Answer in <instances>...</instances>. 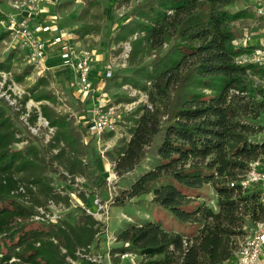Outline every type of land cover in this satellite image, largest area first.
Instances as JSON below:
<instances>
[{
	"label": "trees",
	"instance_id": "16d2710c",
	"mask_svg": "<svg viewBox=\"0 0 264 264\" xmlns=\"http://www.w3.org/2000/svg\"><path fill=\"white\" fill-rule=\"evenodd\" d=\"M83 2L72 39L78 43L97 36L104 20L99 0ZM142 5L115 37L117 43L136 36L127 59L131 74L120 82L117 76L110 80L115 87L142 92L147 102L125 117L128 125L118 129L126 138L107 153L113 173L131 179L112 205L124 207L150 195L151 205L195 231L188 235L161 221H136L114 235L122 247L112 249L110 259L119 264L115 255L129 253L150 264H220L233 258L247 223L264 221L257 187L241 186L250 164L259 162L264 169V141L254 140L264 116V87L254 78L264 72L242 63L255 45H243L233 31L234 23L255 19L253 4L143 0ZM6 20L0 13V23ZM10 35L0 26V44ZM18 49L13 47L0 62V72L11 71ZM29 74L25 69L14 79L20 82ZM47 85L39 79L17 99V107L0 98V264H68L77 251L87 252L103 229L85 211L73 223L56 224L41 213L49 205L70 206L69 195L54 188L51 175L74 184L89 168L88 142L73 118L50 107L56 98L47 93ZM29 100L40 103L38 109L28 112ZM27 112L26 125L21 117ZM39 117L53 130L46 143L29 130ZM207 196L215 202L212 208Z\"/></svg>",
	"mask_w": 264,
	"mask_h": 264
},
{
	"label": "rangeland",
	"instance_id": "374dc122",
	"mask_svg": "<svg viewBox=\"0 0 264 264\" xmlns=\"http://www.w3.org/2000/svg\"><path fill=\"white\" fill-rule=\"evenodd\" d=\"M123 0H99V7L101 15L103 17V23L100 33L96 36L97 38L91 40L86 46L84 43H78L70 41V44L75 47H81L82 49L88 50L92 53V65L93 69L100 70V64H108L109 62L114 65L113 76H117L118 82L120 77L130 75L132 69L128 67L127 59L131 51L130 43L136 38H125L122 41L116 43L115 37L119 33V28L133 20L136 17V11L143 5V0H131L130 2L122 3ZM9 0H0V13L6 17L15 15L8 5ZM244 2L240 1L238 5H243ZM62 5H66L61 7ZM61 7V8H60ZM84 7L83 0H41L39 10L41 16L47 20H56L58 27L61 30H65L70 34L78 30L79 24L76 22L77 17L81 13ZM233 31L240 38L239 41H246V43H253L256 46L264 45V20H260L255 17L254 20H245L236 22L233 24ZM72 37V36H71ZM45 39L48 37L45 36ZM88 38L84 40L88 43ZM18 46L15 38L10 35L7 40L0 44V62L3 61L13 47ZM19 53L16 56L17 60H13L11 71L8 73L0 72V89L2 86L10 88L17 94H27V91L31 89L35 83L44 78L47 80L48 85L46 87L47 93L56 98V106H50L56 113L61 115H68L74 120V125H78L83 133V141L88 142V157L85 162H88V174L84 177H77L74 184H67L55 175H51L54 179L53 186L55 189H64L70 197V206L64 208L61 205L52 206L49 205L44 212L45 220L52 224H56L59 221H67L73 223L77 218L81 216L82 211L86 214L91 213L92 215H103L95 219L97 222H105V232L100 233L92 243H100V247H97L95 253L106 255L107 249H119L121 243L113 242V236L122 228L130 223L136 221L148 220L146 217H151L155 223L162 222V226L171 228L175 232H185L186 234H192L195 231L194 227L187 226L176 222L173 218L169 217L167 213L160 210L159 208L151 205L150 195H144L139 199L131 200L127 202L124 207H114L112 202L122 190L127 186V183L131 181L130 174L125 178H118L113 173V162L107 157V153L114 151L123 144V138H126L121 127L128 125L126 116L130 117L131 113L136 109L146 104V96L137 90H134L128 85H124L121 88L115 87L114 81L105 80L101 78L98 83L99 93H102L108 97L110 103H114L117 106V118L120 123V129H118L113 135L101 134L99 138L92 139L89 137L84 128V121H81L79 125V117L83 114L86 108V102L91 98V95L82 94L76 89L67 88V85L61 84L52 77V72L41 71L40 66L36 62H32L25 51L18 49ZM127 58H124V56ZM154 55L147 57L144 64H149ZM103 57L102 59H100ZM99 60L97 61V59ZM125 60V62H124ZM122 62L123 66H122ZM60 63L59 53L55 50L49 52L46 55L44 65L46 68H51ZM25 69H29V76L23 77L20 82H16L14 76L21 75ZM5 90V89H4ZM2 90V91H4ZM72 90V91H71ZM94 90L97 89L94 88ZM76 98L81 99L77 100ZM89 102V101H88ZM40 103H35L33 100H29L26 104V108L31 111L34 108L39 107ZM43 104H46L43 102ZM90 103H88L89 105ZM48 105V103H47ZM262 127L261 133L256 136V141H264V116L258 120ZM126 123V124H125ZM126 127V126H125ZM31 134L37 139L46 143L53 133V130L47 128L41 123H37L35 128H31ZM24 133H26L24 131ZM22 146V145H21ZM148 164L151 162H147ZM143 163L142 166H144ZM141 171V169H139ZM138 170V172H139ZM138 172H134L133 176ZM127 177V178H126ZM86 200V202L83 201ZM210 196H207L206 203L209 207H213L214 203ZM102 203L104 206L103 212H97L94 201ZM209 203V204H208ZM99 220V221H98ZM254 225L247 223L245 230L246 236L243 241L252 234ZM109 243V247L107 248ZM107 245V246H106ZM106 246V248H105ZM100 249V250H99ZM75 254L76 259H67V263L71 264H89L86 259L81 258L83 254ZM86 252H84L85 254ZM132 255V254H131ZM111 261V259H110ZM105 264H108L105 260ZM112 264V261H111ZM119 264H150L149 260H145L141 256L132 255L130 258L120 262Z\"/></svg>",
	"mask_w": 264,
	"mask_h": 264
},
{
	"label": "built area",
	"instance_id": "2783aa9c",
	"mask_svg": "<svg viewBox=\"0 0 264 264\" xmlns=\"http://www.w3.org/2000/svg\"><path fill=\"white\" fill-rule=\"evenodd\" d=\"M251 1L255 17L264 20V0ZM40 2L41 0H9L8 5L15 15L7 17V20L1 22L0 26L9 31L15 38L18 47L25 51L32 62H36L40 66V72L49 70L44 65L46 55L53 50L57 51L60 64L70 70V88L76 89L82 94L91 95V98L94 97L98 91L94 90L90 82L92 53L81 47H73L70 44V41H73L72 37L68 38V34L58 27L56 20H48V23L39 20L41 15L39 10ZM45 36L48 38L45 39ZM239 42L243 45L249 44L246 41ZM124 58H127V56L125 55ZM124 62H122V66ZM242 63H249L254 68L264 72V45H255L249 57L244 58ZM113 69L114 65L109 62L104 66L101 77L105 80H110L113 77ZM254 79L261 87H264V75ZM2 90H4V86L0 89V98H4L10 106L17 107V99L21 98L23 93L17 94L10 88L7 89V87L4 91ZM26 109L29 112V109ZM116 111L117 106L114 103H110L106 95L99 93L90 105H86L83 114L79 117V125L81 121H84L85 131L92 139L99 138L101 134L115 133L120 126ZM28 112L21 117V120L26 125ZM38 122L48 128L47 123L40 117ZM29 130L32 129L29 127ZM260 165L259 162L250 164L251 170L245 180L242 181L241 186L243 189L251 186L257 187L260 193V202L262 208H264V169H260ZM94 203L97 212L104 211L105 207L101 205L102 203L97 200ZM91 216L97 219L103 215ZM35 220L43 219L36 217ZM100 223L103 225L101 233H104L106 231L105 222L101 221ZM113 242H115L114 238ZM84 252L86 251H81V254H83L81 258L86 259L89 264H105V260L108 264H111V249L109 248L106 251V255L95 253L91 247L88 248L85 254ZM131 256L129 253L115 255L120 262ZM71 264L74 263L71 262ZM220 264H264V221L254 225L252 234L242 241L233 258Z\"/></svg>",
	"mask_w": 264,
	"mask_h": 264
},
{
	"label": "crops",
	"instance_id": "0c3cea01",
	"mask_svg": "<svg viewBox=\"0 0 264 264\" xmlns=\"http://www.w3.org/2000/svg\"><path fill=\"white\" fill-rule=\"evenodd\" d=\"M39 20H42V22H44L45 23V21L48 23V20L46 19V18H44V17H42L41 15H40V19ZM39 20H37L38 22H39ZM65 33H67L65 30H63ZM68 34V33H67ZM71 36H72V39H73V33H71L70 34ZM70 36V37H71ZM97 37L96 36H91V37H89L88 39V43H85V42H81V44H83L84 43V46H86L87 47V45L91 42V40H94V39H96ZM103 57H101L100 59H102ZM97 59V58H96ZM99 60V58L97 59V61ZM58 65H56V66H54V67H51L50 69H49V71H51L52 72V77H54L55 78V80L56 81H59V82H61V84H63L64 86L65 85H67V88H69L70 87V70L68 69V68H66V67H63L60 63H57ZM99 65L101 66L100 67V70H97V69H93V65H92V72H91V74H90V82L92 83V85H93V87L94 88H96L97 89V91H99V88H98V83H99V81H100V79L102 78L101 77V72L103 71V68H104V64L102 65V63L100 64V62H99ZM107 65V64H106ZM105 65V66H106ZM108 81H110V80H108ZM72 91V90H71ZM73 95V94H72ZM99 95V93L97 92L95 95H94V97H92V98H89V102L87 101L86 103V105H88V103H92V101L94 100V99H96L97 98V96ZM75 98H76V95H73ZM77 100H79V101H81V99H79V98H76ZM89 104V105H90ZM148 220L149 219H151V217H146ZM114 237V236H113ZM115 243V242H114ZM107 244H109V243H107ZM111 245V244H110ZM110 245H106L107 246V248L110 246ZM106 246H105V248H106ZM93 249H95V251L97 250L96 248L97 247H100V243H98V242H96L95 244H93ZM100 250V249H99ZM112 250V249H111Z\"/></svg>",
	"mask_w": 264,
	"mask_h": 264
}]
</instances>
